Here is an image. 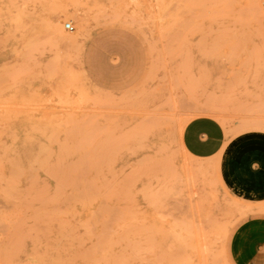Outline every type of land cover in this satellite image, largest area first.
<instances>
[{"label": "rangeland", "instance_id": "obj_1", "mask_svg": "<svg viewBox=\"0 0 264 264\" xmlns=\"http://www.w3.org/2000/svg\"><path fill=\"white\" fill-rule=\"evenodd\" d=\"M260 8L0 0V264H230L231 233L253 207L229 192L217 158L184 152L181 134L200 115L231 135L264 128ZM113 26L149 55L118 93L81 64L87 39Z\"/></svg>", "mask_w": 264, "mask_h": 264}, {"label": "crops", "instance_id": "obj_2", "mask_svg": "<svg viewBox=\"0 0 264 264\" xmlns=\"http://www.w3.org/2000/svg\"><path fill=\"white\" fill-rule=\"evenodd\" d=\"M148 63L141 37L121 26L94 32L81 56L90 84L110 93L133 87L145 75ZM181 145L192 158H217V171L229 192L253 207L231 233L230 264H264V128L231 135L215 117L200 115L185 125Z\"/></svg>", "mask_w": 264, "mask_h": 264}, {"label": "bare ground", "instance_id": "obj_3", "mask_svg": "<svg viewBox=\"0 0 264 264\" xmlns=\"http://www.w3.org/2000/svg\"><path fill=\"white\" fill-rule=\"evenodd\" d=\"M257 24H258L259 35H260L261 38L264 39V9L263 8L259 9V12H258V15H257ZM60 37L63 38V34L62 33L60 34Z\"/></svg>", "mask_w": 264, "mask_h": 264}, {"label": "built area", "instance_id": "obj_4", "mask_svg": "<svg viewBox=\"0 0 264 264\" xmlns=\"http://www.w3.org/2000/svg\"><path fill=\"white\" fill-rule=\"evenodd\" d=\"M65 28L68 30V31H74L75 30V26L73 25V23L72 22H66L65 23Z\"/></svg>", "mask_w": 264, "mask_h": 264}]
</instances>
